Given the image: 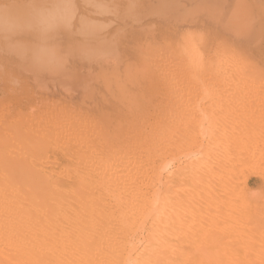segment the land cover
Instances as JSON below:
<instances>
[{"label":"bare ground","instance_id":"bare-ground-1","mask_svg":"<svg viewBox=\"0 0 264 264\" xmlns=\"http://www.w3.org/2000/svg\"><path fill=\"white\" fill-rule=\"evenodd\" d=\"M4 3L0 264H264V0Z\"/></svg>","mask_w":264,"mask_h":264},{"label":"rangeland","instance_id":"rangeland-1","mask_svg":"<svg viewBox=\"0 0 264 264\" xmlns=\"http://www.w3.org/2000/svg\"><path fill=\"white\" fill-rule=\"evenodd\" d=\"M9 3V2H8ZM4 5H5V14L4 13H1L0 12V20L2 19L1 17H3V19L2 20H4L6 23H4V21H0V22H2V24L5 26V24L6 25H8L9 24V21H11L10 22V24L12 25V26H14V25H16V27L18 26L19 27V25H22L21 24V22L22 23H24L23 21L25 20V18L27 19V18H30V15H27V16H25V15H23L22 13H21V16L19 15H17V13L15 12V11H13V10H11L10 8H8V4L7 3H4ZM9 5H11V4H9ZM13 5H15V4H13ZM7 7V8H6ZM26 8H27V6H25ZM24 7V9L22 10L24 13L25 12H29V11H27V10H25L26 8ZM29 8V7H28ZM7 10V11H6ZM3 12V11H2ZM6 12H7V14H6ZM11 12V13H10ZM9 13H10V15H9ZM13 13H15L16 14V16L17 17H15V15L13 14ZM2 14H3V16H2ZM12 14V15H11ZM18 14H20V13H18ZM6 15H7V17H6ZM4 16H5V18H4ZM13 16V17H12ZM25 16V17H24ZM15 17V18H14ZM9 18H11L12 20H10ZM16 18H18V19H20V20H18V19H16ZM22 18V19H21ZM8 19V20H7ZM32 19H34L33 17L31 18V19H28V21H30V20H32ZM15 20V21H14ZM18 20V21H17ZM8 21V22H7ZM26 22H28L27 20H25ZM17 23H19V24H17ZM2 24H1V26H2ZM9 24V25H10ZM11 25H10V27H11ZM6 36V35H5ZM5 36H1L0 37V41L2 42V39L3 38H5ZM3 84L2 83H0V88H1V90H0V93H2V91H3V89H4V86H2ZM3 88V89H2ZM0 97H1V94H0ZM0 103H1V101H0ZM11 105V104H10ZM11 107H13V106H11ZM257 179V180H256ZM251 180H253L254 182H262V179L259 177V176H254V177H252V179Z\"/></svg>","mask_w":264,"mask_h":264}]
</instances>
